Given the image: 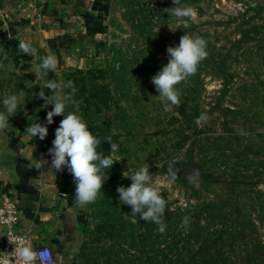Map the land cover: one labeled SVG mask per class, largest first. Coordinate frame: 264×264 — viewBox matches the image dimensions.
<instances>
[{"label": "rangeland", "instance_id": "1", "mask_svg": "<svg viewBox=\"0 0 264 264\" xmlns=\"http://www.w3.org/2000/svg\"><path fill=\"white\" fill-rule=\"evenodd\" d=\"M40 3L0 0V7L16 16L24 6L33 4L37 8ZM181 4L193 6L198 13L188 21L187 29L182 28V22L168 17L166 11L175 6L173 0H112L103 5L101 31L93 34L92 44H77L60 57L36 38H9L0 21V111L4 110L3 99L7 95L23 92L17 112L10 118L9 130L48 151L63 119L53 117L43 141L25 132L28 125L46 124L47 112L53 105L45 104L38 96L42 82L36 81L33 72L42 61L17 50L18 41L23 39L37 48L39 56H57V70L49 73V79L74 82L75 104L66 113L81 115L94 135L109 133L119 145L115 154L106 145L118 162L103 170L108 177L103 193L84 208L75 205L71 174L66 168L63 172L54 169L59 186L67 193L68 204L86 218L80 250L72 260L64 259L65 264H130L127 259L132 254L143 255L141 246L132 243L131 237L126 238L137 226L126 222L131 207L121 204L116 189L131 184L124 172L131 175L145 164L149 165L154 186L167 202V212L179 206L193 207L194 211L187 215L195 218L205 204L219 203L221 218L201 215V223L211 233L218 229L215 233L222 234L217 239L224 255L232 256L236 264H264V0H181ZM185 32L203 37L223 58V71L234 73L224 102L240 109L235 124L238 138L232 144L234 148L226 150L230 155L233 152L231 158L217 161L216 166L213 162L205 164L204 160L211 156L199 145L208 146L209 134L223 131L220 115L206 114L207 120L197 124L198 129L183 115L193 105L208 107L215 100L222 84L211 75L214 69L202 71L204 87H197V93L193 92L194 87H188L189 79L178 85L181 105L170 111L163 110L151 82L168 63L167 48L177 46ZM67 91L70 90H64ZM44 92L52 94L46 88ZM195 130L200 131L201 137L191 156V138L184 139ZM99 139L100 146L104 145L105 138ZM170 166L177 171L174 182L168 177ZM207 167L218 178L202 185L200 180ZM193 168L199 169V178L189 183L186 176ZM138 215L132 222L139 223ZM214 242L210 243L211 251H215Z\"/></svg>", "mask_w": 264, "mask_h": 264}, {"label": "clouds", "instance_id": "2", "mask_svg": "<svg viewBox=\"0 0 264 264\" xmlns=\"http://www.w3.org/2000/svg\"><path fill=\"white\" fill-rule=\"evenodd\" d=\"M173 3L174 7L167 8L168 17L182 22L183 29L189 28L188 21L196 18L197 10L191 5H182L181 0H173ZM17 50L19 53L42 61L33 72L36 81L42 82L38 96L45 101V104L53 105L52 110L47 112L46 124L36 122L28 125L25 132L31 138L38 137L43 141L48 135L47 125L53 123V117L63 116L55 129L52 147L48 149L51 157L50 168L55 169L56 172H63L66 168L71 174L75 184L74 195L77 207L84 208L94 204L103 193L104 182L108 179L103 170L111 169L118 161L113 159V155L105 156L98 151L101 140L89 130L87 122L81 115L76 112L66 113V109L75 104L74 96L77 89L71 80L58 82L48 78L49 73H55L57 70V56L48 54L41 57L38 55L37 48L23 39L18 41ZM167 54L168 63L151 78V82L159 93L156 97L162 103L164 111H170L173 106L180 107L182 92L178 85L194 76L200 64L208 57L207 41L203 37L185 32L177 46L167 48ZM45 88L51 90L52 94L46 95ZM65 89L70 91L64 92ZM22 97L23 92L19 95H7L3 99L4 110L0 111V139H8V130L12 128L10 118L15 116ZM206 120V114L201 113L196 123ZM105 141L109 144L112 154L119 150V145L113 142L110 136L105 137ZM40 166L37 164L38 168ZM123 176L129 177L131 184L128 187H117L116 191L121 204L130 206L134 216L139 214L141 220L156 224L157 231L164 234L167 225L163 217L167 202L159 189L154 186L149 165L139 167L131 175L124 172ZM168 177L170 182H174L177 178V171L173 170V166L168 169ZM186 178L189 183H193L199 178V169L193 168ZM187 220L188 217L185 216L182 223L186 224ZM9 242L15 245L13 253L21 264H51L52 257L48 249L37 251L22 236L9 238ZM73 252H78V249H73Z\"/></svg>", "mask_w": 264, "mask_h": 264}, {"label": "crops", "instance_id": "3", "mask_svg": "<svg viewBox=\"0 0 264 264\" xmlns=\"http://www.w3.org/2000/svg\"><path fill=\"white\" fill-rule=\"evenodd\" d=\"M39 1V7L24 6L16 16L0 7L3 32L10 37L36 38L60 57L77 44H92L93 34L101 31L103 5L112 0ZM7 135V140L0 139V198L7 193L18 201L19 229L29 235L32 246H49L72 260L77 254L73 249L79 251L83 243L85 214L68 204L67 193L50 168L46 147L28 142L11 130Z\"/></svg>", "mask_w": 264, "mask_h": 264}, {"label": "trees", "instance_id": "4", "mask_svg": "<svg viewBox=\"0 0 264 264\" xmlns=\"http://www.w3.org/2000/svg\"><path fill=\"white\" fill-rule=\"evenodd\" d=\"M140 15L142 10L139 11ZM213 48L207 45V51L209 53L208 57L200 64L198 72L189 78L188 87H194L193 92L197 93V87H204L202 79V71L207 68H213L211 75L218 78L221 81L222 87L218 90V94L213 102H210L208 107L202 106L200 104L193 105L191 109L186 113L183 111V115H186L187 119L195 124V128L198 129L196 120L201 115L213 114L218 112L220 115V125L223 131L220 133L209 134L208 141L211 144L208 146L199 145L200 148L206 150L205 153L210 154L209 159H205L206 162H213L215 164L217 161L226 162L231 158V155L227 153L228 148L232 147V144L238 138V132L235 128L236 116L240 109L238 107H233L231 105L225 104L224 100L227 94L231 91L230 84H232L234 79L233 72L223 71V58H220V54L214 52ZM157 52H153L155 54ZM223 63V64H222ZM150 67V66H149ZM151 72V71H150ZM105 87V86H103ZM109 133L101 135L98 138L109 137ZM191 138V150L190 154L193 156V149L197 144H199L201 133L195 130L192 136L186 135L184 141ZM189 138V139H190ZM108 143L100 146L98 151L103 155L108 156L109 146ZM206 147V148H204ZM235 150V149H234ZM233 150V151H234ZM208 160V161H207ZM205 171L200 180L202 185H207L211 183L212 180H217L216 173L207 167L204 168ZM234 188V186H232ZM194 211L193 207H177L173 211H166L163 219L167 225L164 234H160L157 231V225L152 222H146L139 218V223L132 222L135 216L131 213V209L128 210L129 221L127 223L132 225V233L128 234L126 238L131 237L132 243L141 246V252L143 255H131L127 259L130 264H236L232 260V256L228 258L222 252V247L217 239L222 234H217L212 232L201 223V215H205V218L216 219L221 218V208L219 203L205 204L199 214L195 218H190L187 213ZM185 216L188 217L187 223H182ZM214 242L215 248L211 251L210 243ZM126 261V259L122 260Z\"/></svg>", "mask_w": 264, "mask_h": 264}, {"label": "built area", "instance_id": "5", "mask_svg": "<svg viewBox=\"0 0 264 264\" xmlns=\"http://www.w3.org/2000/svg\"><path fill=\"white\" fill-rule=\"evenodd\" d=\"M65 194V193H64ZM0 264H21L13 253L15 245L9 238L25 237L30 242L28 234L20 231L21 210L19 203L10 194L4 193L0 198ZM37 251L48 249L51 253V264H65L62 254L54 252L49 246H32Z\"/></svg>", "mask_w": 264, "mask_h": 264}]
</instances>
